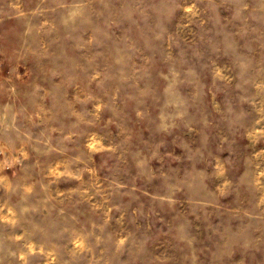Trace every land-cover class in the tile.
Here are the masks:
<instances>
[{
	"label": "rangeland",
	"instance_id": "1",
	"mask_svg": "<svg viewBox=\"0 0 264 264\" xmlns=\"http://www.w3.org/2000/svg\"><path fill=\"white\" fill-rule=\"evenodd\" d=\"M0 264H264V0H0Z\"/></svg>",
	"mask_w": 264,
	"mask_h": 264
}]
</instances>
